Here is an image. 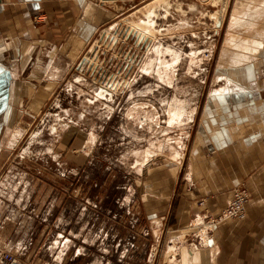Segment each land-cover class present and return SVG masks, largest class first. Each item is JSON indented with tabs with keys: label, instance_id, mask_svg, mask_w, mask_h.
Wrapping results in <instances>:
<instances>
[{
	"label": "rangeland",
	"instance_id": "obj_1",
	"mask_svg": "<svg viewBox=\"0 0 264 264\" xmlns=\"http://www.w3.org/2000/svg\"><path fill=\"white\" fill-rule=\"evenodd\" d=\"M150 1H96L107 15L92 39L79 50L69 31L56 44L60 78L48 83L51 50L40 44L43 59L0 110V264H168V239L199 233L171 227L190 147L203 110L232 99L231 88L264 84V53L245 44L264 35L255 28L263 13L252 7L257 0H230L221 23L223 0H163L152 33L172 50L167 59L178 57L165 83L154 67L143 69L158 40L139 39L130 24ZM239 13L247 24L232 29ZM106 87L112 94L100 96ZM137 102L155 107L160 124L129 121ZM175 139L183 141L180 161L171 155Z\"/></svg>",
	"mask_w": 264,
	"mask_h": 264
},
{
	"label": "crops",
	"instance_id": "obj_2",
	"mask_svg": "<svg viewBox=\"0 0 264 264\" xmlns=\"http://www.w3.org/2000/svg\"><path fill=\"white\" fill-rule=\"evenodd\" d=\"M96 1H0V110L12 101L16 85L31 62L34 65L43 59L40 50L37 52L40 44L48 43L51 50L46 56L48 83L60 78L62 71L53 53L56 44L69 31L77 37L74 48L79 50L92 39L107 15ZM254 37L255 41L248 39L245 44L255 43V50L260 52L264 36ZM248 84L249 90L231 88L232 99L217 104L215 111L203 110L171 227L185 231L206 218L203 211L219 214L242 183L251 197L247 213L241 219L219 224L204 237L197 232L171 237L168 247L174 241L181 243V237L185 244L168 249V264H264V84L257 80ZM253 89H261L263 94L258 91L259 96L251 99L248 94ZM191 241L198 243L199 251L192 252Z\"/></svg>",
	"mask_w": 264,
	"mask_h": 264
},
{
	"label": "bare ground",
	"instance_id": "obj_3",
	"mask_svg": "<svg viewBox=\"0 0 264 264\" xmlns=\"http://www.w3.org/2000/svg\"><path fill=\"white\" fill-rule=\"evenodd\" d=\"M115 0H113L114 2ZM163 0H151L149 3L141 6V7H137L135 9V13L136 12H141L143 15H144V18L142 19L140 17V15H135L136 16V20L135 21H132L131 19V26H133V28L135 29L133 31V33L140 38H143V40L146 41L147 37H151L153 38L154 40H158L155 42V45L153 46L152 48V51H153V56L151 57H148V59L146 60V63H145V66L143 67V69L146 71V72H151V68L153 69H156L157 71V78L159 80H161L162 82H168L170 83V79L172 78L173 76V72H174V67L176 66V64L178 63V57L177 56H173L171 57V59H167L166 56H167V53H170L173 55L172 53V50L169 48V47H166L164 46V44H162L160 42L159 39H156V35L152 33V31H156V27L154 25V22L150 21L151 17L155 14V13H158L156 9H158V7L161 5V2ZM167 1V0H166ZM202 1V0H201ZM230 0H223L224 4H223V7H222V10H221V13H220V10H217L216 13H215V19H216V22L218 20V18H220L221 20V23H222V20L224 18V15L227 10V5L229 3ZM242 1V0H241ZM108 3H113L111 1H107ZM221 2L222 0H219L218 2H216L218 4V6L221 5ZM114 4V3H113ZM246 4V3H245ZM167 6V5H166ZM249 6V5H248ZM252 6V5H251ZM249 6V7H251ZM252 7H255L256 9L258 8L260 10V12H262L263 14L260 15L258 18H259V21H256L257 22V27L255 28H258V31L261 32V33H264V22H261L263 21L262 18L264 16V0H257V4L255 6H252ZM191 8V7H189ZM255 8L253 9V12H254V15H256V11L258 10H255ZM116 10V9H115ZM194 11V10H193ZM259 12V13H260ZM134 13V14H135ZM229 13V12H228ZM219 14H220V17H219ZM156 15V14H155ZM236 14L233 15L232 17V20H231V25H232V29L237 27L239 25V28L242 26L240 24H244V26L247 24L246 22V18L244 16V14L242 13H239L235 16ZM245 18V19H244ZM127 22H130L129 19H125ZM227 21V20H226ZM227 23V22H226ZM250 23V21H249ZM261 23V25L259 24ZM142 25V26H141ZM145 26V27H144ZM132 28V29H133ZM158 33V32H157ZM135 36V37H136ZM161 36V35H159ZM264 36V35H262ZM248 38L250 40H254L255 41V37H254V34L252 33L251 36H248ZM252 42V41H251ZM96 44V43H95ZM254 46H258V45H255V43H252ZM255 48V47H254ZM96 49V48H95ZM95 49L92 47L91 48V52L92 50L95 51ZM237 52V51H236ZM262 53H264V45H263V48L262 50L260 51ZM92 55V54H91ZM95 56V54H93ZM192 59H194L192 57ZM223 59V58H222ZM238 58H236L237 60ZM235 60V61H236ZM156 61H158V64H156ZM237 69V68H236ZM253 69V68H252ZM226 69H224L225 71ZM234 70V69H233ZM239 70V68H238ZM221 71V69H220ZM231 71V70H230ZM237 71V70H236ZM238 73V72H237ZM230 75V74H229ZM235 75V74H234ZM237 75V74H236ZM232 77V76H231ZM172 81V80H171ZM232 82V81H231ZM230 82V83H231ZM109 87V86H108ZM103 88L102 90H100V92H98V94L101 96L103 95L102 92H106V93H110L112 94V90H110V88ZM115 92V91H114ZM145 103H139L137 102L136 104H134L132 107L128 108L126 110V118L130 121H133L135 123H139L141 125H152L153 123L155 125H159L160 124V119H159V114L158 112H156L155 110V107H152V109H147L146 106L144 105ZM184 117H181V119L179 120H172V119H168L169 120V123L171 124V122L177 124V125H180L182 123V120L184 121ZM159 128L158 129H161L163 130L164 128H161V126H158ZM91 142L94 140V137L92 136L90 138ZM89 141V140H87ZM94 143V141H93ZM176 143V144H174ZM93 145V144H92ZM163 148V145L161 146ZM179 147V149H178ZM184 146H183V141H181L180 139H175L174 142L171 143L170 145V150H171V155L172 157L174 158V161H180L184 155H182V150H183ZM179 163V162H178ZM150 203V202H149ZM156 221H158L156 219ZM156 234H160V229L159 228H156ZM175 244L169 246V250H173L175 249ZM192 252L194 251H199V247L196 246V245H192Z\"/></svg>",
	"mask_w": 264,
	"mask_h": 264
},
{
	"label": "built area",
	"instance_id": "obj_4",
	"mask_svg": "<svg viewBox=\"0 0 264 264\" xmlns=\"http://www.w3.org/2000/svg\"><path fill=\"white\" fill-rule=\"evenodd\" d=\"M100 3L105 4L107 1L113 0H99ZM116 2H120L122 0H115ZM125 2V1H124ZM249 190L246 184L242 183L237 186L232 194V198L228 202V205L220 211L219 214L209 215L206 214L207 220H199L196 224H194V228L199 230V234L203 236V234L207 235L211 231L217 228V226L223 222L228 221V219H240L243 218L247 213V204L250 201ZM203 202H201L202 204ZM193 229V228H192ZM212 229V230H211ZM191 245L198 246V243L191 241Z\"/></svg>",
	"mask_w": 264,
	"mask_h": 264
}]
</instances>
